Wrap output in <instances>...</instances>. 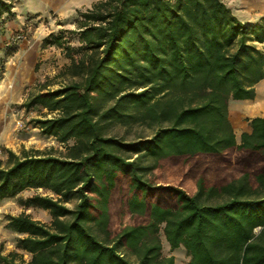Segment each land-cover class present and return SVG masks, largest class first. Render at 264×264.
<instances>
[{
    "label": "trees",
    "instance_id": "trees-1",
    "mask_svg": "<svg viewBox=\"0 0 264 264\" xmlns=\"http://www.w3.org/2000/svg\"><path fill=\"white\" fill-rule=\"evenodd\" d=\"M12 15L0 0V22ZM76 15L42 45L62 49L79 79L21 104L45 110L29 122L64 151L0 160V203L51 220L5 215L18 237L0 264H174L162 237L186 264H264V113L238 141L229 120V103L253 100L264 79V17L244 23L222 0H97ZM117 124L153 133L126 140ZM166 169L178 184L152 179Z\"/></svg>",
    "mask_w": 264,
    "mask_h": 264
},
{
    "label": "rangeland",
    "instance_id": "rangeland-1",
    "mask_svg": "<svg viewBox=\"0 0 264 264\" xmlns=\"http://www.w3.org/2000/svg\"><path fill=\"white\" fill-rule=\"evenodd\" d=\"M64 0H14V10L21 22L10 18L0 22V160H6L5 149H11L20 154L22 149L44 150L53 148L57 152L64 151V146L54 138L42 135L37 128L29 122L32 118L42 115L45 110L31 108L25 110L22 102L29 94L36 92L40 85L48 84V88H56L78 77H72L64 71L69 63L64 51L54 46H43L42 40L49 33H56L59 29H75L76 12L60 18L57 12ZM19 35L23 37L18 38ZM71 45H78L76 38H71ZM264 50V46H262ZM29 50L26 55H22ZM1 103V102H0ZM235 108V123L244 124L246 118L240 102L229 103ZM239 135V129H236ZM111 134L134 140L139 137H149L153 128L145 125H115ZM152 179L161 182L178 184L179 176L173 171L155 170ZM182 186L193 193L195 186L192 181L183 182ZM34 190L22 192L18 197L25 198L33 194ZM38 192L43 193L42 190ZM21 212L29 214L32 218L48 224L51 220L49 213L39 208H24L17 198L5 199L0 203V246L3 252L15 248L18 237L6 227L5 215H16ZM259 228L255 233H259ZM163 254L173 255L174 264H186L188 257L182 246L169 251L168 245L162 237ZM26 258V256H24ZM134 259L133 257H130Z\"/></svg>",
    "mask_w": 264,
    "mask_h": 264
},
{
    "label": "crops",
    "instance_id": "crops-1",
    "mask_svg": "<svg viewBox=\"0 0 264 264\" xmlns=\"http://www.w3.org/2000/svg\"><path fill=\"white\" fill-rule=\"evenodd\" d=\"M5 2L11 5V11L14 15V19L17 18L18 14L14 10V0H4ZM97 0H64L56 13L54 15L59 16L60 18L65 17L67 14L75 13L77 10H83L91 6L92 3ZM227 7L231 10V13L238 18L240 21L247 24H255L259 23L261 19L264 17V0H222ZM21 22L19 18H17ZM257 48L262 49L264 46L263 43H256ZM29 50L22 53V55H26ZM0 105L2 104V100H0ZM240 102L241 108L245 114V116L251 118L254 116L262 115L264 113V79L259 81L255 85V98L253 100H240L235 101ZM2 106V105H1ZM235 108L232 109L229 104V120L233 127L234 133L236 135L237 141L239 140V135L241 132H250V127L247 121L244 124L240 122L235 123ZM236 129H239V135H237Z\"/></svg>",
    "mask_w": 264,
    "mask_h": 264
},
{
    "label": "built area",
    "instance_id": "built-area-1",
    "mask_svg": "<svg viewBox=\"0 0 264 264\" xmlns=\"http://www.w3.org/2000/svg\"><path fill=\"white\" fill-rule=\"evenodd\" d=\"M23 37V35H19L18 38Z\"/></svg>",
    "mask_w": 264,
    "mask_h": 264
}]
</instances>
